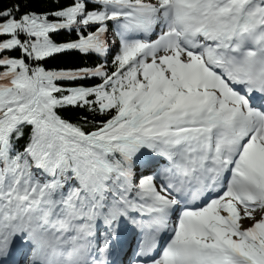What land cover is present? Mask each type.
I'll return each mask as SVG.
<instances>
[{
  "label": "snow or ice",
  "instance_id": "1",
  "mask_svg": "<svg viewBox=\"0 0 264 264\" xmlns=\"http://www.w3.org/2000/svg\"><path fill=\"white\" fill-rule=\"evenodd\" d=\"M0 264H264V0H0Z\"/></svg>",
  "mask_w": 264,
  "mask_h": 264
}]
</instances>
